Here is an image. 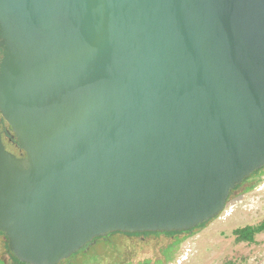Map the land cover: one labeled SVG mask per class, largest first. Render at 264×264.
Segmentation results:
<instances>
[{"label":"water","instance_id":"obj_1","mask_svg":"<svg viewBox=\"0 0 264 264\" xmlns=\"http://www.w3.org/2000/svg\"><path fill=\"white\" fill-rule=\"evenodd\" d=\"M0 231L26 264L189 231L264 167V0H0Z\"/></svg>","mask_w":264,"mask_h":264},{"label":"rangeland","instance_id":"obj_2","mask_svg":"<svg viewBox=\"0 0 264 264\" xmlns=\"http://www.w3.org/2000/svg\"><path fill=\"white\" fill-rule=\"evenodd\" d=\"M256 184L250 192L234 193L224 211L183 241L174 259L165 264H264V231L253 243L237 242L233 235L237 228L264 223V176ZM169 245L165 235L128 237L117 233L96 238L87 250L73 254L63 264H139L160 258ZM0 255L8 264H15L9 257L8 240L1 233Z\"/></svg>","mask_w":264,"mask_h":264},{"label":"trees","instance_id":"obj_3","mask_svg":"<svg viewBox=\"0 0 264 264\" xmlns=\"http://www.w3.org/2000/svg\"><path fill=\"white\" fill-rule=\"evenodd\" d=\"M264 176V167L255 171L253 174H251L248 178L244 180V182L240 185H238L230 194L229 199L232 197L234 193H236L239 190H242L241 193H247L252 191L257 187L256 181L261 180V178ZM228 199V200H229ZM208 222L201 224L189 231H170V232H143V233H124V232H113L109 233L107 236L122 233L128 237L131 236H161L165 235L170 239V245L163 248V251L161 252L162 255L158 259H145L139 264H165L166 262L172 261L174 259V252L176 251V248L179 247V245L185 241L190 235H192L195 231L201 229L204 227ZM264 231V223L260 225H247L244 227L237 228L233 231V235L236 237L237 242H247V243H253L255 242L257 234ZM2 233V232H0ZM12 254V252H10ZM14 259V263L16 264H26L21 261H19L14 255H12ZM1 263V259H0ZM132 264V263H127Z\"/></svg>","mask_w":264,"mask_h":264},{"label":"flooded vegetation","instance_id":"obj_4","mask_svg":"<svg viewBox=\"0 0 264 264\" xmlns=\"http://www.w3.org/2000/svg\"><path fill=\"white\" fill-rule=\"evenodd\" d=\"M1 59H2V49L0 47V62H1ZM1 115V113H0ZM0 123H1V130H2V135H3V140H4V143L7 147V149H9V147L11 149H13V151L16 153V154H20L23 152V150L17 145V139L9 125V123L2 117L1 115V118H0ZM10 150V149H9ZM1 232V231H0ZM4 235V233H1ZM5 236V235H4ZM6 237V236H5ZM7 239V238H6ZM8 240V239H7ZM93 244V243H92ZM90 246V244L84 246L82 249H80L79 251H77L76 253H79L81 251H85L88 249V247ZM11 252V251H10ZM74 253V254H76ZM13 253L9 256L10 259H12L11 261L14 263V259L12 258L13 256ZM72 256V255H71ZM71 256L67 259H64L61 263L59 264H63L65 261L69 260L71 258ZM0 259H1V263L0 264H8L7 260L5 257L1 256L0 255ZM16 264V263H15Z\"/></svg>","mask_w":264,"mask_h":264}]
</instances>
